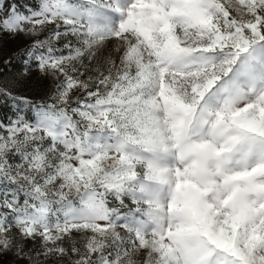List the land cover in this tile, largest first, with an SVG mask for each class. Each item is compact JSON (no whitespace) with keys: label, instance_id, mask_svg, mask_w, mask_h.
<instances>
[{"label":"snow or ice","instance_id":"snow-or-ice-1","mask_svg":"<svg viewBox=\"0 0 264 264\" xmlns=\"http://www.w3.org/2000/svg\"><path fill=\"white\" fill-rule=\"evenodd\" d=\"M0 264H264V0H0Z\"/></svg>","mask_w":264,"mask_h":264},{"label":"rangeland","instance_id":"rangeland-1","mask_svg":"<svg viewBox=\"0 0 264 264\" xmlns=\"http://www.w3.org/2000/svg\"><path fill=\"white\" fill-rule=\"evenodd\" d=\"M22 43H23V41L21 40V41H18L17 43H15V44H12L11 46H10V49H15V48H18V47H20L21 45H22Z\"/></svg>","mask_w":264,"mask_h":264}]
</instances>
